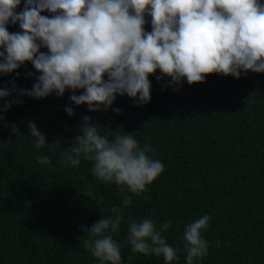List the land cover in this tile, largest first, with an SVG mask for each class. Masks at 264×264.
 I'll return each instance as SVG.
<instances>
[{"label": "trees", "instance_id": "trees-1", "mask_svg": "<svg viewBox=\"0 0 264 264\" xmlns=\"http://www.w3.org/2000/svg\"><path fill=\"white\" fill-rule=\"evenodd\" d=\"M25 5L21 0L16 12ZM41 15L53 16L47 11ZM145 21L150 33L147 14ZM6 28L13 34L23 31L11 21ZM40 51L49 52L45 47ZM39 75L27 62L15 73L0 74V89L11 90L13 81L17 89H32ZM149 81L150 103L137 106L127 94H117L111 108L98 112L70 100L83 94L81 89L41 100L13 92L8 101L21 102L8 111L0 101V264H100L83 246L88 237L81 226L90 230L102 216L112 215L114 205L133 220L151 218L157 225L171 220L162 234L170 246L181 249L173 264H187L185 225L205 214L211 217L204 233L209 254L194 264H264V73L241 71L239 79L212 74L203 83L190 85L184 79L175 85L157 70ZM66 107L75 115L70 117ZM84 117L99 124L109 139L117 130L134 134L165 165L146 191L127 192L132 203L126 208L117 185L93 177L90 161L81 158L76 167L59 163L82 134ZM29 122L51 145L34 147ZM13 124L19 136L12 132ZM38 155L52 163L39 164ZM127 236L125 221L113 234L122 245L121 264H167L163 257L133 253Z\"/></svg>", "mask_w": 264, "mask_h": 264}, {"label": "clouds", "instance_id": "clouds-1", "mask_svg": "<svg viewBox=\"0 0 264 264\" xmlns=\"http://www.w3.org/2000/svg\"><path fill=\"white\" fill-rule=\"evenodd\" d=\"M20 4L21 0H0V49L5 50L0 51V74L15 73L31 62L40 75L32 89H17L14 81L11 90L0 89L4 111L21 102L19 98L8 101L13 92L41 100L53 93L63 97L66 89L84 90L70 100L76 106L86 104L90 112L111 108L117 94H127L137 106L146 105L151 101L149 76L157 70L175 85H182L184 79L190 85L203 83L212 74L239 79L241 71L264 73L260 0H26L23 12L17 13ZM45 11L53 16L41 15ZM146 14L151 17L150 33L144 30ZM10 21L19 23L22 33H9ZM41 47L49 52H41ZM65 111L75 115L71 107ZM98 125L84 117L82 134L64 150L59 163L76 167L81 158L90 161L93 177L117 185L126 208L132 203L127 192L146 191L165 172V165L153 158L151 145H141L134 134L117 130L109 139ZM28 126L37 150L51 145L35 122ZM11 129L20 135L15 124ZM36 159L44 166L52 163L48 156ZM87 195L93 196L91 188ZM111 213L90 230L81 226L88 237L83 246L100 264H121L122 245L113 234L125 221L133 253L163 257L167 264L179 260L181 249L170 246L162 234L171 220L159 225L151 218L133 220L115 205ZM210 221L205 214L185 225L182 241L187 264L209 254L204 233Z\"/></svg>", "mask_w": 264, "mask_h": 264}]
</instances>
